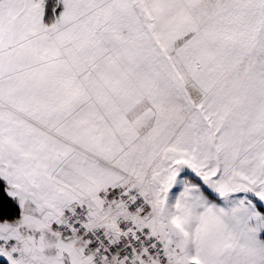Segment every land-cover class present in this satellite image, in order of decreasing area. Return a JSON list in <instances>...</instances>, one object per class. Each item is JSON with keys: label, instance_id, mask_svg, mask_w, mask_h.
Wrapping results in <instances>:
<instances>
[{"label": "snow or ice", "instance_id": "6c2138e0", "mask_svg": "<svg viewBox=\"0 0 264 264\" xmlns=\"http://www.w3.org/2000/svg\"><path fill=\"white\" fill-rule=\"evenodd\" d=\"M0 264H264V0H0Z\"/></svg>", "mask_w": 264, "mask_h": 264}]
</instances>
